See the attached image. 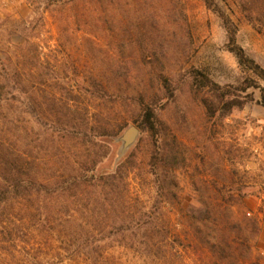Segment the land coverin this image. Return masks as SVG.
<instances>
[{"label":"rangeland","instance_id":"obj_1","mask_svg":"<svg viewBox=\"0 0 264 264\" xmlns=\"http://www.w3.org/2000/svg\"><path fill=\"white\" fill-rule=\"evenodd\" d=\"M215 1L264 69V0ZM226 43L202 0H0V183L50 188L0 205V264H264L260 89L195 81L264 88Z\"/></svg>","mask_w":264,"mask_h":264},{"label":"trees","instance_id":"obj_2","mask_svg":"<svg viewBox=\"0 0 264 264\" xmlns=\"http://www.w3.org/2000/svg\"><path fill=\"white\" fill-rule=\"evenodd\" d=\"M205 7L215 13L225 30L226 34V47L230 53L236 59L238 66L257 79L264 82V69L256 63L251 57H249L244 49L236 43V34H237V26L231 21L229 17L226 16V13L222 8L218 5L215 0H202ZM196 84L201 87L207 88L212 94L215 95L217 99H219L222 103V110L226 113L232 111L233 109H240L246 103L245 100H241L239 96H237L238 91H244L250 87H256L260 89V103L264 106V88L258 86V84L254 80H244L242 86L239 89H234V91L224 90V88L220 87L219 85L210 81L207 76L200 74L198 77L195 76ZM163 86L166 90H169L167 80H164ZM101 93L104 92L103 89H100ZM226 95L230 97V100L225 101ZM154 113L153 110L149 107L144 105L142 108V118L140 122V127L146 128L149 132L155 128L154 122ZM84 177V176H82ZM82 178H74L70 179L69 181H63L62 186L68 183L67 189H70L73 185L78 184L81 182ZM30 185V186H29ZM33 188L32 191L35 193H43L47 194L50 192V188L44 184H24L21 180L16 177H11L7 179H3L2 183H0V205L7 204L11 200H19L24 198L26 195L31 193L30 188ZM65 189V188H64Z\"/></svg>","mask_w":264,"mask_h":264},{"label":"water","instance_id":"obj_3","mask_svg":"<svg viewBox=\"0 0 264 264\" xmlns=\"http://www.w3.org/2000/svg\"><path fill=\"white\" fill-rule=\"evenodd\" d=\"M137 133H138L137 129L133 126L128 128L125 131V133L121 137L124 148L128 147L129 145H131L134 142Z\"/></svg>","mask_w":264,"mask_h":264}]
</instances>
